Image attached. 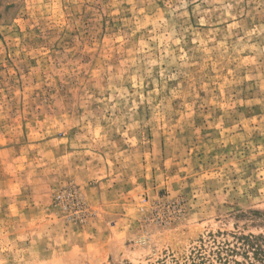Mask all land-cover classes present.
Returning <instances> with one entry per match:
<instances>
[{"label": "rangeland", "instance_id": "obj_1", "mask_svg": "<svg viewBox=\"0 0 264 264\" xmlns=\"http://www.w3.org/2000/svg\"><path fill=\"white\" fill-rule=\"evenodd\" d=\"M248 234L264 0H0V264H169Z\"/></svg>", "mask_w": 264, "mask_h": 264}, {"label": "trees", "instance_id": "obj_2", "mask_svg": "<svg viewBox=\"0 0 264 264\" xmlns=\"http://www.w3.org/2000/svg\"><path fill=\"white\" fill-rule=\"evenodd\" d=\"M240 244L219 246L206 253L203 247L195 248L191 254L182 260L176 259L169 264H214V261L229 264H264V237L261 235H240ZM240 253L243 261L233 260L234 254Z\"/></svg>", "mask_w": 264, "mask_h": 264}]
</instances>
